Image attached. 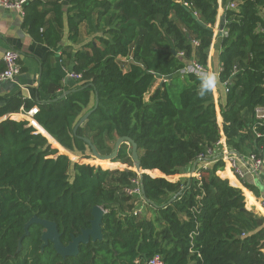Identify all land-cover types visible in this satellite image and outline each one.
<instances>
[{
  "label": "trees",
  "instance_id": "obj_1",
  "mask_svg": "<svg viewBox=\"0 0 264 264\" xmlns=\"http://www.w3.org/2000/svg\"><path fill=\"white\" fill-rule=\"evenodd\" d=\"M219 1L25 4L23 28L50 48L40 89L50 99L68 89L51 56L61 47L65 28L70 41L79 40L83 22L94 39L74 52H66L67 45L63 53L81 75L77 80L81 86L93 85L57 101L15 96L0 106V117L38 106L35 121L55 139L27 119L0 121V264H147L155 255L164 264H264L263 218L246 208L243 190L234 186L228 164L220 173L224 177L217 174L226 164L222 158L185 181L167 177L206 155L223 135L230 149L262 157L264 123L258 122L256 108L264 107V0H221V26L228 33L219 35L212 63L219 110L213 90L199 94L197 73H180L191 61L207 67ZM119 57L131 59L128 70ZM4 69L0 60V73ZM96 92L97 108L74 134L77 121L95 106ZM125 135L137 142L147 197L161 206L146 203L143 214L134 212L138 198L125 192L139 175L73 161L66 152L89 158L90 147L81 137H89L100 151L108 147V140ZM130 154L123 144L113 162ZM92 162L104 167L117 164ZM238 178L257 196L264 195V184L251 174ZM245 192L249 204H254L255 196ZM96 205L106 211L103 238L81 243L76 256H62L52 242L42 249L39 224H32L25 235L26 223L37 215L55 221L67 244L72 235L91 226Z\"/></svg>",
  "mask_w": 264,
  "mask_h": 264
},
{
  "label": "crops",
  "instance_id": "obj_2",
  "mask_svg": "<svg viewBox=\"0 0 264 264\" xmlns=\"http://www.w3.org/2000/svg\"><path fill=\"white\" fill-rule=\"evenodd\" d=\"M43 1L46 2L48 0H43ZM219 2H220V6L218 9L217 23L214 27L215 37L213 39V44L210 48L208 65L206 67L208 68L207 71L214 73L215 76L217 73L214 72L212 69L213 67L212 57H213L214 51L216 50L215 44L218 40L219 35L221 34V30H222L221 24L224 22L223 21L224 9L221 6V0ZM62 3L65 7H67L69 4V0H63ZM45 6L48 7V5H45ZM50 16H52V14H50ZM23 18H24V7L22 9H17V8H8V7L0 5V60H3V55L7 49H10V48L15 49L20 53L19 64L21 67L20 73L15 78V80L0 81V106H3L15 96L28 98V99L35 100V101H46L50 99L49 95H47L45 92H43L40 89L42 64L50 48L47 45L38 43L31 38V36L27 33L26 29L23 28L22 26ZM86 27H87V24L85 22H83L80 25L79 40L80 38H82L81 34L86 30ZM67 32L68 30L67 28H65L64 30L65 39L63 40L61 47L56 49L54 51V55L51 56V63L54 66H56L61 72L63 76V85L67 87L68 89H72V88L78 87V85H75L76 84L75 82L77 80L70 78V76H68L67 74L68 72L72 71L73 63L71 60L68 59L67 53H63V48H65V46L68 45L70 47L66 50V52L67 51L74 52L78 48L76 45L79 42V40L76 43L70 41L67 38ZM86 34H87V31H86ZM125 58H128L130 60L129 62L131 63V59L129 57H119V59H125ZM130 63H129V66H130ZM216 80H217V77H216ZM214 92L216 94V96L214 95L215 96L214 101L217 105V109L219 110L218 102H219L220 93L218 91L217 86H215L213 90V94ZM218 115L221 116L219 112H218ZM6 118L26 119L25 111L21 108V111L19 112L9 113L5 115L4 117H0V121ZM219 122L221 124L222 119ZM40 128L44 130V132L46 133L45 134L46 136L48 135L49 137H52L45 131L43 127L40 126ZM223 143L227 146L226 138L224 135H223ZM221 150H224V145L222 146ZM228 150L232 151L230 148ZM239 154L237 155L240 158L241 162L243 163L242 165L252 166V164H250V161H249V153L247 154L239 153ZM200 162L210 163L212 162V159L207 157L201 160ZM197 166L199 167V165ZM257 170H258L257 172L259 173V175L257 172L254 171L253 174H251V178L253 180H260L264 184L263 177L261 176L262 174L264 175V166L258 168ZM221 172L222 170L219 171V173ZM239 182L241 183V186H242L241 189L243 190L247 189L250 193H252L255 196V198H252V202L254 204H249L246 192L245 193L243 192L246 203L251 205V206L248 205L247 209H253L255 207L254 205H256L259 209L263 210L264 212V209L261 207V204H260V201L262 197H264V195L260 197L257 196L253 191L245 187L240 180Z\"/></svg>",
  "mask_w": 264,
  "mask_h": 264
},
{
  "label": "water",
  "instance_id": "obj_3",
  "mask_svg": "<svg viewBox=\"0 0 264 264\" xmlns=\"http://www.w3.org/2000/svg\"><path fill=\"white\" fill-rule=\"evenodd\" d=\"M223 21H224V19H223ZM223 28L224 27L221 26V29H223ZM90 85L92 86L93 84L89 83V84H85L79 88H72V89L65 90L59 96L52 98V99H49L48 101H57V100L65 97L66 95H68L72 92H75L79 89L86 88ZM98 104H99V96H98V93L96 92L95 93V106L91 110L87 111L77 121V123L75 124L74 129H73L74 134H77L78 128L87 120L89 115L97 108ZM81 138L89 145L90 150H91V155L93 157H95L96 159L99 158V159L110 160L111 162H113L118 157V154H119L120 149L122 148L123 144H130L131 145V148H130L131 156H132L134 164L136 165L137 170L139 172L140 187H141L143 199L145 200V202L147 204L153 205L155 207H161V206L157 205L156 203H154L152 200H150L146 195L145 186L143 184V175H144L145 171L142 169V166H141L137 142L133 138H131L130 136H126V135L118 137L115 141L113 151L111 153L105 154V155H103L99 152V150L97 149V147L95 146V144L92 142V140L89 137L84 136ZM231 153H234L236 155L239 154L237 151H231ZM61 154H64V153H61ZM262 158L264 161V147H263V151H262ZM201 160L202 159L199 157L198 159H196L194 161V165L192 167L190 175H193L195 173L197 165ZM254 171L257 172L258 170L255 169ZM258 175H259V173H258ZM191 177H193V176H190L189 179ZM176 197H177V195H174L168 203H170ZM105 212L106 211H105L103 206H99V205L94 206L93 210H92L93 218L91 220V226L87 229L82 230V232L77 236L72 235L71 240L67 244H64L61 241V238H60L61 233L59 231L58 224L55 221H52L49 219H43V218L38 217L37 215L33 216L26 223L25 235H28L29 227L32 224H39L43 227L42 249L49 242H52L57 253L61 254L62 256H64V257L76 256L79 253V247H80L81 243H88L90 240L96 241V240L103 238V232H102L101 225L103 222V217H104ZM23 237H21L19 240V249H21V247H22L21 242H22Z\"/></svg>",
  "mask_w": 264,
  "mask_h": 264
},
{
  "label": "built area",
  "instance_id": "obj_4",
  "mask_svg": "<svg viewBox=\"0 0 264 264\" xmlns=\"http://www.w3.org/2000/svg\"><path fill=\"white\" fill-rule=\"evenodd\" d=\"M28 1L29 0H0V5L8 8L22 9ZM234 6L235 4H231V7ZM227 33H228L227 30L225 29L221 30L222 35H226ZM19 59H20V53L17 50L10 48L5 51L3 55L5 69L0 73V81L15 80V78L18 76L21 70ZM200 71H207V69L206 67L198 64L197 62L191 61L184 69L180 71V73L184 75L188 72L198 73ZM67 74L68 76H70V78L74 80H79L81 78V75L74 72L73 70L71 72H68ZM38 110H39L38 106H34L29 111L25 112V116L26 119L30 122V124L36 126L40 130L39 124L34 119V116L37 114ZM256 118L260 124L264 123V107L256 108ZM223 145H224V150H221ZM217 146L220 147L221 151L216 152L215 148L209 149L207 151V154L200 156V158L203 160L208 157L213 159L214 161L222 158V160L226 162V165L228 162H230L231 165L230 168L232 169V171H234V174L237 176V178L244 177V175L247 173L253 174L255 169L264 166L263 158L257 157L255 154L249 155V161L250 164H252V166L242 165L243 163L241 162L238 155L231 153V151L228 150L229 148L223 143V138L220 142L217 143ZM219 171L217 173H219ZM133 183H135V185L125 188V191L127 194L131 196L137 197L136 195H141L142 197L141 200L137 202V205L138 203L140 205L136 206L134 212L135 214H143L144 210L146 209V202L142 196L140 180L134 179ZM260 204L264 209V197H262ZM147 264H164V262L160 255H155L147 261Z\"/></svg>",
  "mask_w": 264,
  "mask_h": 264
},
{
  "label": "rangeland",
  "instance_id": "obj_5",
  "mask_svg": "<svg viewBox=\"0 0 264 264\" xmlns=\"http://www.w3.org/2000/svg\"><path fill=\"white\" fill-rule=\"evenodd\" d=\"M233 8H235V6L233 7ZM262 14H263V16H264V10H262ZM88 29H87V27H86V30L81 34V36H82V38H80V40H79V42L77 43V47L79 48V47H82L83 45H84V43H87V42H89L90 40H93L94 39V34H86V31H87ZM85 36H87V37H85ZM216 49V48H215ZM212 50V49H211ZM216 51V50H215ZM215 51H214V53H215ZM209 53H210V50H209ZM214 55V54H213ZM130 60L128 59V58H125V59H119V62H120V64H121V66H122V68L124 69V71L125 70H127L128 68H129V62ZM214 60H213V57H212V62H213ZM213 67H212V69L214 70V64L212 65ZM206 69H208V68H206ZM216 77H217V74H216ZM159 82L160 81H158L157 82V85L159 84ZM76 84L75 85H78V86H81L83 83H80V82H78V81H76L75 82ZM216 86H217V84H216ZM218 88V87H217ZM214 90V89H213ZM219 91V90H218ZM220 93V92H219ZM150 94L151 93H148V94H146L145 95V100H148L149 99V96H150ZM216 96V94H215V92H214V94H213V97H215ZM219 124H220V122H219ZM223 138V137H222ZM50 141V140H49ZM115 141L116 140H108L107 141V144H108V147L105 149V150H100L99 152L101 153V154H103V155H105V154H109V153H111L112 151H113V149H114V145H115ZM51 142V141H50ZM52 143V142H51ZM53 145V144H52ZM53 147H55L54 145H53ZM55 148H57V147H55ZM126 148H127V150H128V152L130 153L131 152V150H130V148H131V145L130 144H126ZM215 150H216V152H218L219 150H220V147L219 146H216L215 147ZM232 151H236V150H233V149H231ZM58 151H59V153H64L61 149H59L58 148ZM66 152H68L69 154H71L69 157L73 160V161H80V162H85V163H89V164H94V165H96V166H101L102 168H111V170H114V169H119V170H131V171H133V172H135L137 175H139V172H138V170H137V167H136V165L134 164V161H133V159H132V157H131V154L129 155V158L128 159H125V160H119V161H116V162H112V163H117V164H115L114 166H107V167H104L103 165H99V164H97V163H93L92 161L93 160H96V158L95 157H93L92 155H90L89 156V158H83L84 156H78V155H76V154H74V153H72V152H69V151H66ZM65 154V153H64ZM247 154V153H246ZM236 155V154H235ZM215 161L212 159V162H210V163H205V162H199L198 163V165H199V167L197 166V170L199 169V168H202V167H210V166H212V164L214 163ZM226 163V162H225ZM193 165H194V163H192V164H190L188 167H187V169H182L178 174H175V175H172V176H167V177H169V179L170 180H173V181H175V180H182V181H185L187 178H189L190 176H196V173H197V170L195 171V173L193 174V175H190V173H191V170H192V167H193ZM225 166H226V164H225ZM225 170V168L222 170V171H224ZM231 171H232V169H231ZM233 172V174H234V171H232ZM218 175H221L220 173H217ZM235 175V174H234ZM245 176V175H244ZM262 177H263V180H264V175L262 174L261 175ZM226 177V176H225ZM235 177L237 178V176L235 175ZM229 180H231L229 177H227ZM239 180V179H238ZM135 185V183H132V186H134ZM234 185V184H233ZM235 187H239V188H242V186L240 185H235ZM243 190V189H242ZM126 192V191H125ZM243 192L245 193V190H243ZM263 195V194H262ZM261 195V196H262ZM137 197L136 198H138V200H137V202L138 201H140L141 200V195H136ZM260 197V196H259ZM248 205L249 204H247L246 203V208L248 207ZM249 206H251V205H249ZM255 207L253 208V209H248V210H252V211H254L255 213H260L261 214V216H262V218H263V221H264V212H263V210H261V209H259L256 205H254ZM153 215V213L151 212V211H147V216L148 217H151Z\"/></svg>",
  "mask_w": 264,
  "mask_h": 264
},
{
  "label": "clouds",
  "instance_id": "obj_6",
  "mask_svg": "<svg viewBox=\"0 0 264 264\" xmlns=\"http://www.w3.org/2000/svg\"><path fill=\"white\" fill-rule=\"evenodd\" d=\"M197 75L200 79L199 94L201 96L215 88L217 80L214 73L209 71H200L197 73Z\"/></svg>",
  "mask_w": 264,
  "mask_h": 264
},
{
  "label": "bare ground",
  "instance_id": "obj_7",
  "mask_svg": "<svg viewBox=\"0 0 264 264\" xmlns=\"http://www.w3.org/2000/svg\"><path fill=\"white\" fill-rule=\"evenodd\" d=\"M98 159H99V158H98ZM102 160H105V159H102ZM227 164H228V168H229V170L231 171V168H230V166H231V165H230V162H228ZM231 173H232V177L234 178V184L240 186L241 183L239 182L238 178L235 177V175L233 174L232 171H231ZM261 207H262V206H261Z\"/></svg>",
  "mask_w": 264,
  "mask_h": 264
}]
</instances>
